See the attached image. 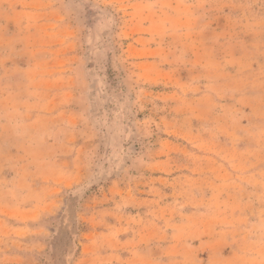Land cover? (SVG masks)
<instances>
[{
	"label": "rangeland",
	"instance_id": "374dc122",
	"mask_svg": "<svg viewBox=\"0 0 264 264\" xmlns=\"http://www.w3.org/2000/svg\"><path fill=\"white\" fill-rule=\"evenodd\" d=\"M0 264H264V0H0Z\"/></svg>",
	"mask_w": 264,
	"mask_h": 264
}]
</instances>
